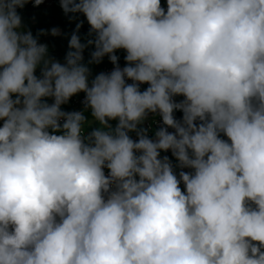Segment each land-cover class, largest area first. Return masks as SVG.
I'll use <instances>...</instances> for the list:
<instances>
[{
    "label": "clouds",
    "instance_id": "clouds-1",
    "mask_svg": "<svg viewBox=\"0 0 264 264\" xmlns=\"http://www.w3.org/2000/svg\"><path fill=\"white\" fill-rule=\"evenodd\" d=\"M162 1L59 0L61 63L0 0V264H264V0Z\"/></svg>",
    "mask_w": 264,
    "mask_h": 264
},
{
    "label": "crops",
    "instance_id": "crops-1",
    "mask_svg": "<svg viewBox=\"0 0 264 264\" xmlns=\"http://www.w3.org/2000/svg\"><path fill=\"white\" fill-rule=\"evenodd\" d=\"M19 14L22 16V23L28 24L30 30L34 37L38 38V42L46 44L48 46V53L50 58L58 60L61 63L65 62V57L67 50H69V40L73 32L76 31V26L80 21H83V26L79 30V36L82 43H87V40L90 39L88 32L90 25L87 22L86 17L83 14H73L64 13L63 9L60 6L59 0H44L39 6H34L33 2H29L25 5L23 9H19ZM50 21H61L57 26H53L47 29H44L48 34L39 35L41 29H37L40 24ZM59 28L61 35L53 36L51 34L52 28ZM93 51L95 50L94 45L88 46ZM91 52L89 50L84 51V63L88 64V61L91 59ZM88 67L91 69L92 75L90 80L93 79L96 75L99 74L101 65L100 64H88ZM36 75H40V70L37 69ZM48 103H52L51 98H47ZM70 103V102H69ZM69 103L62 105V110L66 111L69 107ZM89 120H91V115H89ZM111 123V122H110ZM113 127L115 124L111 123ZM88 125H85V127ZM98 127V124H92L90 128ZM88 128V127H87Z\"/></svg>",
    "mask_w": 264,
    "mask_h": 264
},
{
    "label": "built area",
    "instance_id": "built-area-1",
    "mask_svg": "<svg viewBox=\"0 0 264 264\" xmlns=\"http://www.w3.org/2000/svg\"><path fill=\"white\" fill-rule=\"evenodd\" d=\"M167 9V8H166ZM19 10V9H18ZM115 66H105V67H103V69L101 70V72L100 73H102V72H104V73H109V72H111L112 70H113V68H114ZM124 66H121V68H123ZM128 83H132V81H127ZM148 87L149 85H147V84H141L140 85V88L141 87ZM85 100V94L83 93V92H81V93H79V94H77V95H75L72 99H71V102H70V108H69V110H67V111H69V112H71V111H85V109H84V104H83V101ZM87 111H90V110H87ZM87 111H85V113L87 112ZM174 115H175V117L177 118V119H182V113H174ZM2 121H0V126H2ZM160 126H162V118L161 117H159V116H156L155 118H152V119H147V121L145 122V124H144V127H149V133H148V135H149V137L150 138H154V134H155V131L156 130H158V128L160 127ZM86 131H91V130H87V129H85ZM169 131L170 132H172V131H174L173 129H171V128H169ZM130 136L134 139V140H136V139H138V137L136 136V134L133 132L132 134H130ZM222 138H224V139H227V137H222ZM164 155H168L169 156V158L170 159H172L173 160V163L175 164L176 163V161H175V158L174 157H172V154H171V151H169V152H167V153H164V152H162L161 153V156H164ZM184 171H191V169H184ZM179 172V169H177V173ZM105 173H106V175H107V173H108V170L107 169H105ZM181 187H182V189H183V184H181Z\"/></svg>",
    "mask_w": 264,
    "mask_h": 264
},
{
    "label": "trees",
    "instance_id": "trees-1",
    "mask_svg": "<svg viewBox=\"0 0 264 264\" xmlns=\"http://www.w3.org/2000/svg\"><path fill=\"white\" fill-rule=\"evenodd\" d=\"M61 23V21H50V22H45V23H42L39 25V27L37 29H41V30H44V29H47V28H50V27H53V26H57ZM25 26V29H31V27L28 25V24H23ZM86 43V42H85ZM70 50V49H69ZM67 50V51H69ZM85 50H89V51H92L93 50L89 47H87ZM118 57H119V61L118 63L120 65H126V61H125V55H126V52L124 50H117V52L115 53ZM101 66L105 65V64H113L110 59L108 58V56H105L103 58V60L101 61V63H99ZM146 89V88H145ZM142 90V89H141ZM177 98V97H176ZM178 98H181L183 99V97H180L178 96ZM69 108V107H68ZM182 113V112H181ZM85 115L87 117H89L90 115V112H86ZM154 115V114H152Z\"/></svg>",
    "mask_w": 264,
    "mask_h": 264
},
{
    "label": "rangeland",
    "instance_id": "rangeland-1",
    "mask_svg": "<svg viewBox=\"0 0 264 264\" xmlns=\"http://www.w3.org/2000/svg\"><path fill=\"white\" fill-rule=\"evenodd\" d=\"M162 3H163V1L161 0V4H162ZM89 38H91V37H89ZM143 90H145V89H142L141 91H143ZM175 99H176L177 102H179V101L181 100V98H178V97L175 98ZM175 113H176V112H175ZM151 116H153V115L150 114L149 117H151ZM110 122L116 125L118 121H110ZM86 127H88V126H86ZM88 128H90V127H88Z\"/></svg>",
    "mask_w": 264,
    "mask_h": 264
}]
</instances>
